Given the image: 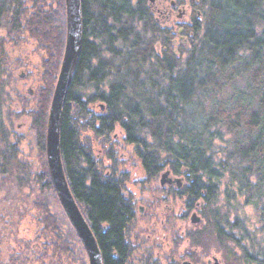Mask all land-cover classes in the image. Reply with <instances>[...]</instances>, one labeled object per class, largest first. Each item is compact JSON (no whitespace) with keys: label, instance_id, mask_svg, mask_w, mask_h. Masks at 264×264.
Segmentation results:
<instances>
[{"label":"trees","instance_id":"1","mask_svg":"<svg viewBox=\"0 0 264 264\" xmlns=\"http://www.w3.org/2000/svg\"><path fill=\"white\" fill-rule=\"evenodd\" d=\"M52 1L0 0V32L5 30L0 35V89L10 78L6 43L31 40L36 51L45 53L38 78L46 91L31 123L42 170L28 172L0 124V175L53 191L45 162V125L65 20L63 0L55 7ZM190 3L202 12V20L193 17L192 46L181 59L172 52V33L159 28L146 0H81L82 48L63 107L60 150L73 196L94 226L109 224L98 235L105 253L110 246L121 251L129 214L118 182L104 174L105 166L98 171L101 165L90 142L93 137L108 144L116 126L147 176L155 177L165 167L185 176L183 191L193 206L201 202V211L210 210L215 225L221 222L215 204L225 174L227 187L234 186L247 204L264 199V0ZM101 47L111 52L110 58L100 57ZM86 83L94 89L90 95L79 92ZM98 103L104 110L91 117L89 106ZM216 140L222 143L221 158L214 151ZM102 152L113 159L112 150L103 147ZM34 206L40 217L46 215L48 240L66 242L48 205ZM106 258V264L120 263Z\"/></svg>","mask_w":264,"mask_h":264},{"label":"rangeland","instance_id":"2","mask_svg":"<svg viewBox=\"0 0 264 264\" xmlns=\"http://www.w3.org/2000/svg\"><path fill=\"white\" fill-rule=\"evenodd\" d=\"M131 1L132 3L135 2V0ZM146 1L159 28L166 29L163 28L165 24L162 22V16L153 8L155 0ZM193 15L202 20L201 11L198 14L194 12ZM171 27L170 32L177 39L176 33L179 25H172ZM138 29L140 30L141 28ZM0 35H5L4 29L1 30ZM191 39L192 36L189 37L187 46H184L181 41H178L174 46L172 45V52L176 58H186L187 51L192 46ZM96 43L99 44V41L97 40ZM155 50L160 53L159 43L156 44ZM5 51L7 53V64L10 69V78L7 79L5 76L7 84L0 89V124H2L5 133L9 134L7 136L9 140L7 138L6 141L14 144L17 149L18 161L24 166L26 165L28 172L32 175L42 170V162L36 149V133L31 128L30 114L37 107L39 92L44 86L38 75L41 72L39 68L40 61L45 53L40 49L36 51L31 40L28 42L21 41L19 44L6 43ZM100 57L103 59L110 58L111 52L101 47ZM55 81L56 77L51 94ZM79 92L83 95H90L94 92V89L86 83L85 86L80 87ZM93 106H89L90 111L93 113L100 114V112H103L102 105L94 104ZM123 137L124 133L118 126L110 134L108 144L104 145L101 139L99 143L91 137L90 144L93 146L95 158H97L101 166L103 165L106 168L111 166L118 172L127 171L128 180L126 181V187L129 197L132 196L130 198L144 209V217L150 215L148 217L151 218L150 226L146 224V218L144 217V220H139L138 222L140 226H143L145 235L149 233L146 227L148 225L153 230L151 231V237H154V241L168 243L174 238L177 243L181 241L179 250H184L188 243L183 232L191 227L189 216L180 219L182 214L186 212L185 195L174 197L171 193L173 192L171 188H168L166 184H160V176L167 169L159 172L154 178L147 179L144 183L141 182L145 176L144 171L138 157L134 153L133 146L126 144ZM84 138L83 136L82 139ZM221 145V141H215L214 151L217 152L216 157L220 158L221 154L218 150ZM102 146L106 150H112V160L104 157ZM109 162L110 165H108ZM169 177L172 176L170 175ZM172 178L179 179L182 185L186 183L180 176ZM228 181L225 174L217 191L215 205L218 206L221 215L219 238L214 232H208L211 237L207 238L205 246L201 249L202 253H208V257L214 254L221 259L222 264H262L264 263V199L254 204H247L245 198L237 193L234 186L227 187L226 182ZM35 202L47 204L50 212L58 217L61 232L70 241H76L74 231L52 190H40L39 186L33 182L29 185L28 183L20 185L15 177L4 178L0 175L1 251L11 241L10 236L12 233H14L15 241L22 236L30 239L31 231L40 230L41 223L38 221L39 214L34 206ZM8 219L10 220L7 223L8 226L4 225ZM202 260L205 262L206 256Z\"/></svg>","mask_w":264,"mask_h":264},{"label":"flooded vegetation","instance_id":"3","mask_svg":"<svg viewBox=\"0 0 264 264\" xmlns=\"http://www.w3.org/2000/svg\"><path fill=\"white\" fill-rule=\"evenodd\" d=\"M56 2L57 0L52 1V7H55ZM153 8H155L158 14L162 16V22L165 24L163 28L171 30L172 25H179L176 33L177 39L172 37L171 44L174 46L178 41H181L184 46H187L189 37L192 36L191 28L193 27V17L197 18V16L193 15V13H199L198 10L191 6L190 0H155ZM177 20H179V22H177ZM45 92V86H43L39 92L37 107L33 111H39L40 102L44 96L43 93ZM97 105H102L104 110L102 103H98ZM33 111L31 112V123L32 114H34ZM90 115L91 117L96 118L101 114L92 112ZM33 131L35 132L36 130L33 129ZM91 147L93 150V146ZM108 165H110V162ZM140 165L145 175L144 179L141 181L144 183V181L150 179V177L147 176L141 162ZM102 166L98 168V171H101ZM164 169H167L169 172L167 178L173 180L174 178L172 177L180 176L182 180L184 179L186 182L185 185H182L180 182V186H178L176 182H166L161 185L166 184L168 188H171V191L173 190L171 193L174 197L185 195L186 212L182 214L180 219H184L189 216L188 219L191 224L190 226L194 227H189L183 232L188 246L184 250H179V243L181 241L177 243L174 241V238L168 243H165L164 241H161V243L154 241V237H151V231L153 230L149 228L151 218L148 216L150 215H146L144 217V209L141 206H138V203L135 200L130 198L132 196L129 197L126 187V181L128 180L127 171L122 170L118 172L114 168H111V166H108V168L103 170L104 174L108 176V178L118 182L117 188L119 190V195L123 204L127 207L129 214V216L125 217L124 224L122 226L121 251L114 246H110L105 253L100 246L98 235L99 233H104L109 228V224L106 222H99L96 226H94L93 222L89 220L87 214L84 212L80 203L76 199V202L96 239L102 264L107 263L106 255L109 260L120 261L119 264H214L215 260L219 264H222L220 258L214 254H212L211 257H208V253L203 254L201 250L202 247L205 246L207 238L211 237V234H208V232L212 231L217 234L218 237V234H220L218 228L221 229L220 223L217 225L212 223V219L210 217L211 212L209 209L203 211L200 210L201 202H196L194 206L192 205L190 199L188 198V193L183 191V188L187 186L185 176L176 175L167 167L162 170ZM170 175L172 177H169ZM174 184L175 186L173 187ZM193 213L199 217V222L193 223L191 221ZM45 216L46 215H42V217L38 216V221L41 223L40 230L31 231L30 239L22 236L14 241V233H12L10 236L11 241L6 244L7 247L3 251L0 249V264H89L86 251L75 232L74 235L76 236V241L74 242L70 241L68 238L66 242L48 240V226L46 224V219L44 220ZM143 217L146 218L145 222L149 225H146L149 230V233L146 235L143 226L138 224L139 220H144ZM9 221V219L6 220L4 225L8 226L7 223ZM216 221L219 222L218 219ZM60 234L62 237L63 235L65 236L61 230ZM202 254L206 256L205 262L202 260L204 257Z\"/></svg>","mask_w":264,"mask_h":264},{"label":"water","instance_id":"4","mask_svg":"<svg viewBox=\"0 0 264 264\" xmlns=\"http://www.w3.org/2000/svg\"><path fill=\"white\" fill-rule=\"evenodd\" d=\"M63 2L64 47L46 117L45 162L55 196L70 226L80 239L89 264H102L96 239L72 194L61 157L60 133L63 107L79 62L83 39L81 0H63ZM168 174V170L161 174L160 184L176 182L180 186V180L167 178ZM191 221L197 223L200 219L193 213ZM214 264L219 263L215 260Z\"/></svg>","mask_w":264,"mask_h":264}]
</instances>
